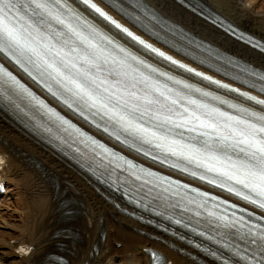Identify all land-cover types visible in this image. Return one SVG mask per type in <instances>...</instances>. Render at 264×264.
<instances>
[{
	"label": "snow or ice",
	"instance_id": "obj_1",
	"mask_svg": "<svg viewBox=\"0 0 264 264\" xmlns=\"http://www.w3.org/2000/svg\"><path fill=\"white\" fill-rule=\"evenodd\" d=\"M83 3L136 43L164 56L111 20L91 0ZM79 21L64 0H0V54L75 114L130 150L264 210V111L231 105L239 113L233 115L180 92L174 98L173 89L141 70L151 66ZM260 78L264 80V75ZM260 90L264 92V87ZM18 100L43 112L51 122V127L37 126L50 142L58 143L61 151L67 149L65 154L82 170L120 191L129 203L169 221L180 210L174 223L185 228L193 223L199 226L203 215L205 231L198 232L196 227L191 231L229 253L228 259L216 252L209 255L222 264H264V215L228 205L227 200L223 204L234 210L229 214L226 207L221 214L216 211L220 203L209 206V199L218 197L118 153L47 106L0 65V105L22 113ZM256 102L264 105V100ZM191 205L197 210L185 216L193 212ZM145 251L152 264H166L158 252Z\"/></svg>",
	"mask_w": 264,
	"mask_h": 264
},
{
	"label": "bare ground",
	"instance_id": "obj_2",
	"mask_svg": "<svg viewBox=\"0 0 264 264\" xmlns=\"http://www.w3.org/2000/svg\"><path fill=\"white\" fill-rule=\"evenodd\" d=\"M195 1L219 22L193 8L190 0H138L145 12L155 16L156 22L168 26L186 47L200 45L202 56L214 54L225 61L227 55L247 72L264 75V50L253 45L264 43V7L259 8L253 0ZM72 2L78 7L74 0ZM105 8L137 30L110 6ZM138 8L142 11L140 4ZM230 26L241 35L228 31ZM137 32L142 33V30ZM146 39L198 69L264 98L261 90L205 66L203 57L193 60L153 40L150 35ZM0 62L74 124L93 131L89 124L62 106L1 54ZM146 65L151 66L145 67L151 75L153 66L148 62ZM189 82L185 80V84ZM17 102L24 111L13 112L29 122L31 129L23 127L0 107V155L5 159L0 171V186H5V196L12 195L13 211L18 212L16 218L8 213V208L0 211V264H56L57 261L59 264H150L146 249L161 252L168 264H222L209 255L212 250L206 242L197 241L198 246L193 244L194 232L174 226L164 216L148 214L111 188H102L38 135L41 132L38 125L52 126L43 112L25 106L24 101ZM111 146L120 152L126 151L117 145ZM205 189L214 191L213 188ZM245 206L264 215L261 209ZM190 207L193 212L185 216L197 210L195 205ZM176 215L180 218L179 213ZM199 219L205 223L203 215ZM22 248L29 252L23 253ZM222 250L218 256L223 254V259H228L229 253Z\"/></svg>",
	"mask_w": 264,
	"mask_h": 264
},
{
	"label": "rangeland",
	"instance_id": "obj_3",
	"mask_svg": "<svg viewBox=\"0 0 264 264\" xmlns=\"http://www.w3.org/2000/svg\"><path fill=\"white\" fill-rule=\"evenodd\" d=\"M257 5H258V7L259 8H262V7H264L263 5H264V0H253ZM6 198V200H4ZM8 198V199H7ZM11 201H13V198H12V195H11V197H10V195H8V196H4L3 195V197H1V203H0V211L1 212H4L5 211V208H8L7 209V211H8V213H11L14 217H18V212H16V211H13V208H12V203H11ZM8 203V204H7ZM11 204V205H10ZM21 210H24V207H21Z\"/></svg>",
	"mask_w": 264,
	"mask_h": 264
}]
</instances>
